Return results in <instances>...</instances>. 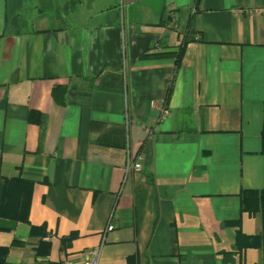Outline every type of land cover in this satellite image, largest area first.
I'll use <instances>...</instances> for the list:
<instances>
[{
  "label": "crops",
  "instance_id": "obj_1",
  "mask_svg": "<svg viewBox=\"0 0 264 264\" xmlns=\"http://www.w3.org/2000/svg\"><path fill=\"white\" fill-rule=\"evenodd\" d=\"M118 4L0 0V181L32 184L5 264L262 263L239 233L263 231L264 0H128L126 65Z\"/></svg>",
  "mask_w": 264,
  "mask_h": 264
},
{
  "label": "trees",
  "instance_id": "obj_2",
  "mask_svg": "<svg viewBox=\"0 0 264 264\" xmlns=\"http://www.w3.org/2000/svg\"><path fill=\"white\" fill-rule=\"evenodd\" d=\"M184 46L178 51L172 52L171 55H176L177 64H180L181 56L184 52ZM157 55V54H156ZM58 86L53 89L54 98L61 104H64V97L59 95ZM172 92V85L168 89L165 100V105L168 104ZM64 91H62V94ZM29 120L39 125L40 137L43 138L47 116L45 113L38 110H31L29 113ZM262 152L264 153V125L262 129ZM32 191V184L21 179H6L0 181V217L8 218L9 220L29 222V208H30V194ZM27 193V194H26ZM242 209L249 210L256 213L260 211L263 215V231L256 236H245L239 233V236L244 237L248 246H259L264 251V189H245L241 193ZM0 229L10 230V226L3 225L0 222ZM42 230L43 226H32L31 234H36L37 230ZM44 233V232H43ZM8 246H0V264H5L6 256L8 254ZM264 264V260L262 263Z\"/></svg>",
  "mask_w": 264,
  "mask_h": 264
},
{
  "label": "built area",
  "instance_id": "obj_3",
  "mask_svg": "<svg viewBox=\"0 0 264 264\" xmlns=\"http://www.w3.org/2000/svg\"><path fill=\"white\" fill-rule=\"evenodd\" d=\"M128 0H119V13H120V18H121V36H122V53H123V60L126 65V60H127V33L125 29V20H126V7H127ZM123 76H124V82H125V92L127 95V106L125 109V127H126V132H127V165L126 169L127 172L130 170H140L142 169V164L138 161H136V154L131 148V130H132V125L134 123V118L131 115L130 111V106L128 102V95H129V77H128V71L126 68H124L123 71ZM153 106L157 107L156 102H152ZM161 114L162 116H165L167 114V108L164 105H161ZM115 227L114 223L112 220L109 222L107 226V230H112ZM101 252V248H94L90 251L91 257L87 258L83 264H99L98 263V257Z\"/></svg>",
  "mask_w": 264,
  "mask_h": 264
}]
</instances>
